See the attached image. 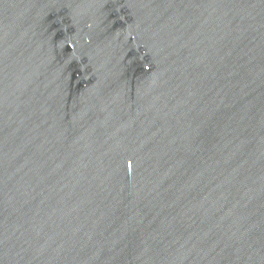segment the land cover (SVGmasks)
Wrapping results in <instances>:
<instances>
[{
  "label": "water",
  "instance_id": "95a60500",
  "mask_svg": "<svg viewBox=\"0 0 264 264\" xmlns=\"http://www.w3.org/2000/svg\"><path fill=\"white\" fill-rule=\"evenodd\" d=\"M0 264H264V0H0Z\"/></svg>",
  "mask_w": 264,
  "mask_h": 264
}]
</instances>
